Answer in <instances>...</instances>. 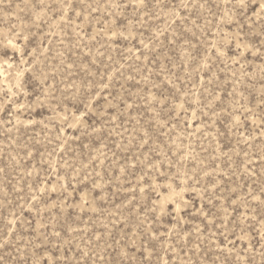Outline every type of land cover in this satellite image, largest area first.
Masks as SVG:
<instances>
[{
  "label": "rangeland",
  "instance_id": "1",
  "mask_svg": "<svg viewBox=\"0 0 264 264\" xmlns=\"http://www.w3.org/2000/svg\"><path fill=\"white\" fill-rule=\"evenodd\" d=\"M0 264H264V0H0Z\"/></svg>",
  "mask_w": 264,
  "mask_h": 264
}]
</instances>
